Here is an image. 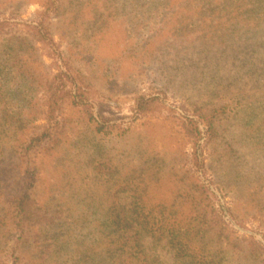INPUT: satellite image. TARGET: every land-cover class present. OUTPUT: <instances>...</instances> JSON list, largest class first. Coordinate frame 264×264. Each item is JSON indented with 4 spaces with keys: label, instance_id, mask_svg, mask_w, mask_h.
I'll list each match as a JSON object with an SVG mask.
<instances>
[{
    "label": "rangeland",
    "instance_id": "obj_1",
    "mask_svg": "<svg viewBox=\"0 0 264 264\" xmlns=\"http://www.w3.org/2000/svg\"><path fill=\"white\" fill-rule=\"evenodd\" d=\"M43 1L0 0V262L19 247L6 211L26 193L21 247L41 264L106 251L111 222L119 234L133 218L170 217L192 223L189 249L176 261L167 238L140 233L141 264H264V0H205L192 14L187 0H53L45 23L90 85L88 105L56 109L54 140L24 158L45 123L41 77L64 68L22 25ZM140 97L157 100L138 111Z\"/></svg>",
    "mask_w": 264,
    "mask_h": 264
},
{
    "label": "trees",
    "instance_id": "obj_2",
    "mask_svg": "<svg viewBox=\"0 0 264 264\" xmlns=\"http://www.w3.org/2000/svg\"><path fill=\"white\" fill-rule=\"evenodd\" d=\"M236 3L233 4V8L243 5V0H236ZM254 5L253 1L251 0ZM205 0L200 2H195V0H187L181 4V8L183 13L192 14L194 10H198L200 4L203 8ZM168 6L175 5V0H167ZM211 5V4H210ZM42 6L44 9L40 12V17L36 18L35 24H22L27 28L28 35L33 38L34 43H39L42 49V54H46V56L53 58L57 63L58 60H62L63 67H57L58 70L53 74L52 77L42 76L43 79L42 87L45 89L46 99L44 102L45 107V123L40 127H35L30 131L28 135V139L23 146L22 155H29L38 147H42L45 143H49L54 140V132L51 127V119L53 118L54 111L59 109L63 105H88V95L90 85L87 83L85 78L82 76L80 71L70 64L63 56L60 51L58 45L54 42L50 30L46 25L45 21L47 18V13L54 7L53 0H44ZM214 7V5H211ZM210 9V6L207 8ZM215 9V8H214ZM189 18L184 19L188 20ZM183 23V22H181ZM225 24H230L227 19H225ZM6 23L3 20H0V29L5 26ZM16 41L18 45H21L22 41H27V38L24 37H16ZM32 46V45H31ZM13 70H17V65L13 66ZM19 71V69L17 70ZM9 75L7 67H2L0 69V76L2 78H7ZM10 76V75H9ZM5 83V82H3ZM72 87L71 89H67L66 87ZM157 97H140L137 104L138 111H149L154 106ZM25 158V157H24ZM30 161V159H29ZM25 164V172H31L29 178V184L27 188L33 186V180L35 171L34 162L30 164L27 163L26 159H24ZM34 166V167H33ZM32 169V170H31ZM31 179V180H30ZM208 194V190H204ZM212 194V193H211ZM208 196V197H207ZM205 196V198H210L209 195ZM204 198V199H205ZM193 201V200H192ZM171 210V209H170ZM9 224H14V227L19 228V232L21 233L20 243L18 248H14V252H11L13 257L12 261L9 263L0 262V264H41L42 263V253H30L23 250L21 246H25L28 243V238L26 237L30 231L25 232V228L27 227L26 223L28 220L32 219V206L29 201V194H21L13 200V203L10 204V207L7 208ZM159 215L172 216L176 213H169L166 210L160 211ZM167 218H159L157 220L150 221L148 220H139L133 218L131 221L124 222L121 226V232L117 233V224L111 222V224L115 227H111L112 234L109 236L112 237L111 244H108V249L103 252L96 253L95 250H92V258L81 260L83 264H127L128 262L134 264H141V261L144 260L145 254L142 251L140 245V239L142 235H149L153 240H160L162 238H167V243L171 246L175 245L176 248L173 249L172 258L179 261L182 259V253L185 249H189L190 244L187 240L189 234L191 232V227H193L190 221H186L185 225L181 224L179 221L171 220ZM117 220V219H116ZM12 222V223H11ZM118 222V220H117ZM119 223V222H118ZM119 226V225H118ZM13 227V228H14ZM120 227V226H119ZM142 233V235H140ZM16 243V242H15ZM17 244V243H16ZM13 251V250H12ZM186 252V251H185ZM78 251L72 255V259L75 262H79V259H76ZM42 254V255H41ZM184 254V253H183ZM194 259V257H192Z\"/></svg>",
    "mask_w": 264,
    "mask_h": 264
},
{
    "label": "water",
    "instance_id": "obj_3",
    "mask_svg": "<svg viewBox=\"0 0 264 264\" xmlns=\"http://www.w3.org/2000/svg\"><path fill=\"white\" fill-rule=\"evenodd\" d=\"M230 221H231V223L234 225V227H236L237 229H239V230H242L243 231V229L241 228V227H239L236 223H234V221L232 220V219H230ZM247 232H249V231H247ZM260 238V237H259ZM261 239V238H260ZM261 241L264 243V241L261 239Z\"/></svg>",
    "mask_w": 264,
    "mask_h": 264
}]
</instances>
